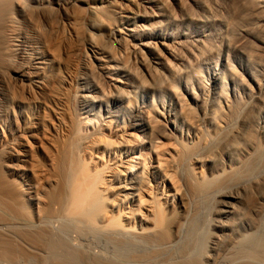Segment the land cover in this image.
Instances as JSON below:
<instances>
[{"label": "bare ground", "instance_id": "obj_1", "mask_svg": "<svg viewBox=\"0 0 264 264\" xmlns=\"http://www.w3.org/2000/svg\"><path fill=\"white\" fill-rule=\"evenodd\" d=\"M262 24L264 0H0V264H264Z\"/></svg>", "mask_w": 264, "mask_h": 264}, {"label": "rangeland", "instance_id": "obj_2", "mask_svg": "<svg viewBox=\"0 0 264 264\" xmlns=\"http://www.w3.org/2000/svg\"><path fill=\"white\" fill-rule=\"evenodd\" d=\"M173 27V28H172ZM175 28V29H174ZM209 28V29H208ZM172 29V30H171ZM174 29V30H173ZM203 30H205L206 32L208 33H213L216 35L217 38H219L221 35H222V32H219L220 30L216 29V28H213L211 25H204ZM169 30L171 31H176L177 30V27L175 26H170L169 27ZM216 31V32H214ZM260 31H261V36H260V40L262 41L261 43L263 44L264 42V24L261 25L260 27ZM221 35H220V34ZM219 34V35H218ZM218 35V36H217ZM231 36V34H229ZM228 33H227V38H228ZM229 38H232V36ZM260 44V42L258 43ZM74 59H77V55H78V51H75L74 52ZM232 58H233V62L234 64L239 67L240 65H242V67H246V69L248 68V65L251 67L252 71H254L255 73L253 74L254 77H258L257 75L260 73V66H254L253 63L251 61L248 60V57H247V54H245V52L242 50V49H236V51H234V54L232 55ZM258 68V69H257ZM264 68V67H263ZM210 71H212V69H210ZM244 74H245V71H243ZM252 75V73L250 72V76ZM252 75V77H253ZM245 76V75H244ZM247 78V76L245 77V79ZM247 85L250 86V87H253V82L249 81V80H245ZM57 224V223H55ZM1 231V230H0Z\"/></svg>", "mask_w": 264, "mask_h": 264}]
</instances>
